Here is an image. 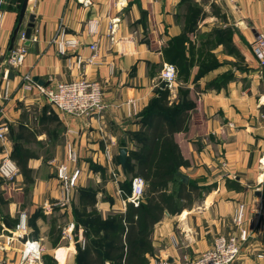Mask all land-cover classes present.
<instances>
[{"label": "crops", "instance_id": "1", "mask_svg": "<svg viewBox=\"0 0 264 264\" xmlns=\"http://www.w3.org/2000/svg\"><path fill=\"white\" fill-rule=\"evenodd\" d=\"M22 2L0 0V127L8 128L6 141L0 143V157H10L14 144L33 156L27 162L34 180L28 190L31 197L28 215L35 217L34 209L41 207L43 216L49 219L47 223L39 215L30 226L31 218H28L22 241H38L44 253L57 264H68L70 260L74 264L81 248L78 239L60 245V239L65 238L58 235L54 239L51 235L53 226L60 227L55 222L60 213L69 216L66 226L74 225L73 205L70 208L53 205L60 191L55 174L51 176L52 169L55 172L64 160L68 129L73 132L78 166L82 169L78 187L86 188L88 182L102 185L103 191L97 193L95 204L101 217L125 211L127 194L122 184L126 174L121 167L117 168L119 172L115 170L118 149L128 151L129 134L139 129L132 106L139 115L154 96L159 71L167 63L164 49L185 31L186 6L190 4L198 9L194 15L195 27L187 33L197 58L198 49H206L210 41L213 45L214 35L220 31L215 27L209 31L201 29L200 22L205 20L203 23L208 24L206 21L214 20L224 25L222 32L233 48L229 53H237L238 59L230 57L225 49L228 47L216 42L215 48L204 50L214 55L215 67L197 76L201 64L193 57L195 63L189 79L179 81L169 92L170 102L177 101L181 89L195 99L194 107L188 112L187 131L176 135V139L190 163L184 169L188 173L183 175L188 181L200 182L196 186L207 188L200 190L201 197L193 199L179 214H166L154 226L149 236L154 257L149 258V264L162 261L176 264L184 256L193 259L207 250L215 238L236 233L232 215L238 204L245 206L243 227L251 233L233 264H264V68L258 66L250 50L256 36L264 38V0H205L202 9L197 0H28L20 22ZM29 16L34 17V23L29 41L24 42L26 57L21 67L13 69L6 62L10 52L21 45L19 35L25 31ZM92 23L96 25L95 35L88 32ZM111 25L114 39L128 42L129 51L124 54H117L115 45L108 41ZM17 26L18 33L10 48ZM60 29L64 30V39L78 42V47L68 49L65 55L58 54L53 41L55 37L58 39ZM200 37L205 40H199ZM92 44L98 47L96 62H84L78 68L76 58L87 59ZM235 61L242 71L232 69L231 80L229 70ZM25 73L48 88L78 79L99 82L109 109L100 117L88 119L61 116L37 91L23 87ZM131 101L133 105L129 104ZM110 143L112 159L105 162L103 150ZM90 161L102 169L112 164L113 169L106 167L105 177L93 175L85 168ZM16 177L18 185L25 186L23 176L19 173ZM5 186L0 178L1 202ZM118 189L123 196L117 198ZM49 205L52 207L46 208ZM17 209L18 204L11 200L7 211L0 208V247H4L0 260L7 264H17L22 250L20 240L9 243L18 224ZM70 250L73 252L69 253ZM58 252L65 255L64 262L57 257Z\"/></svg>", "mask_w": 264, "mask_h": 264}, {"label": "trees", "instance_id": "2", "mask_svg": "<svg viewBox=\"0 0 264 264\" xmlns=\"http://www.w3.org/2000/svg\"><path fill=\"white\" fill-rule=\"evenodd\" d=\"M194 15L195 8L187 4L186 29L173 38L163 52L165 61L175 67L182 82L188 80L192 64L195 63L193 56L186 55L194 51L187 36L195 27ZM218 35L221 36L217 43L229 48L231 42H224L226 34L218 32ZM230 49H233L232 46ZM213 67L215 65L204 67L201 63L198 68L201 72L197 76ZM188 95L187 90L181 89L177 101L170 102L169 90L159 85L138 115V131L129 134L135 149L128 148L123 171L130 178L122 186L128 195L133 177L144 180L145 192L137 207L127 203L123 213H113L103 218L95 208L97 190L91 187L78 190L80 199L77 208L73 207L72 215L74 227L83 230L84 246L79 248L74 264H149V258L154 254L149 238L154 226L166 214H179L191 205L193 199L201 197L200 190H206L198 188L190 180L182 183L178 175L182 167L188 166L175 138L186 131L188 112L194 107ZM32 157L28 150L13 145L10 158L17 165L25 183L30 181L32 171L27 167V162ZM173 185L174 190L171 191ZM74 238H77L76 232Z\"/></svg>", "mask_w": 264, "mask_h": 264}, {"label": "built area", "instance_id": "3", "mask_svg": "<svg viewBox=\"0 0 264 264\" xmlns=\"http://www.w3.org/2000/svg\"><path fill=\"white\" fill-rule=\"evenodd\" d=\"M1 21V17H0ZM1 24V23H0ZM113 25L109 27L108 41L110 44L115 45L117 54H124L128 50V42L125 43L122 40L114 39ZM88 32L90 35L96 34V25L94 23L89 25ZM64 30L60 29V35L58 39H53L56 44L57 52L59 55H65L67 50H74L78 47L77 40L64 39ZM19 41L21 45L19 48H15L10 52L7 59V65L13 69H18L24 62L23 52L26 51L24 47V32L19 35ZM91 55L87 59H83L80 56L76 58V65L79 68L82 63L96 62L97 57V44L89 46ZM252 54L259 67L264 68V38L262 36H256L252 45ZM24 79V80H23ZM24 88H35L50 105V107L61 116H68L72 119H88L100 117L104 111L109 109L104 101L103 88L99 82L89 81L85 79L73 80L70 82H60L55 85L54 88H42L32 82L31 76L23 77ZM177 80V72L173 65L165 63L162 65L158 75V86L162 85L171 92L175 86ZM6 90L4 89V98L6 99ZM130 105L134 103L129 102ZM134 115L138 116V112L134 106H132ZM8 128L6 125L0 127V143L3 145L6 141V134ZM67 141L64 145V160L56 167V180L62 189L61 206L70 205V201L73 197V191L78 186L81 177V168L78 166L79 155L74 143L73 132L68 129ZM112 145V144H111ZM106 161H111V151L105 152ZM17 175V169L11 158L7 155L4 156L0 164V178L9 181ZM145 192V182L141 177H133L131 179L130 193L125 196L126 203L132 204L137 207ZM117 195H123L121 190H117ZM124 201V202H125ZM68 208V207H67ZM245 216V206L240 204L237 206L234 214V223L238 226V234L232 236H219L214 245L207 251L200 254L194 259L187 260L186 264H233L239 257L242 245L247 241L250 231L243 227ZM70 226L69 232L73 228ZM27 220L23 214L19 217L18 224L11 234L9 243L14 240H22L27 232ZM80 233V232H79ZM81 235V234H80ZM80 244L83 248L84 240L80 238ZM21 245L22 250L19 252V260L17 264H42L41 257L43 253V247L38 241L24 240ZM4 247H0V251H3ZM0 264H7L4 260H0ZM162 264H166L163 262Z\"/></svg>", "mask_w": 264, "mask_h": 264}, {"label": "rangeland", "instance_id": "4", "mask_svg": "<svg viewBox=\"0 0 264 264\" xmlns=\"http://www.w3.org/2000/svg\"><path fill=\"white\" fill-rule=\"evenodd\" d=\"M198 2H199V8L200 9H202V6L201 5H204V3H205V0H197ZM197 12H198V9H195V14H197ZM207 20H209V19H207ZM205 20H203L202 22H200V25H202L201 26V29H207L208 31L211 29V28H213V27H215L217 30H220L219 32H222L224 29H223V27H224V25L221 23V22H216L215 23V21L213 20V21H206V22H209L208 24H204L203 22H204ZM0 23H1V21H0ZM196 24V21L194 22V25ZM217 26V27H216ZM220 28V29H219ZM220 36L221 35H216V37L214 38V40H213V45H211V41L209 42V45H208V47L205 49H198V51H199V56H198V58H197V53H195V51H193L192 53H190L189 54V52H187V54L186 55H191V56H193L194 58H195V56H196V59H197V64H203L204 65V67H212L213 65H216V60L214 59L215 57H214V55H212V53H207V52H205L204 50H208L209 49V47L210 46H212V48H215L216 47V45H215V43L217 42V41H219V38H220ZM188 38L190 39V36H188ZM55 39H57L56 37H55ZM205 40V37H200L199 38V40ZM26 41V40H25ZM224 42H228L227 41V39H224ZM224 44H226V43H224ZM229 46L231 47L232 46V44L230 43L229 44ZM230 47L229 48H225L226 49V51H228V53L230 52ZM19 48V47H18ZM211 48V49H212ZM26 49V48H25ZM251 51H252V49H250ZM222 52H223V50H222ZM23 58H24V60H25V57H26V51H24L23 52ZM229 55H230V57H232V58H234L235 60H237L238 59V54L237 53H232V54H230L229 53ZM253 55V54H252ZM24 63V62H23ZM192 66H194V64H192ZM21 67V66H20ZM261 68V67H260ZM232 69H237V71H242V67H240V65H238L237 64V61H235L232 65H231V69L229 70L230 71V77H228L229 79H233V72H232ZM201 71L200 70H197V74H199ZM190 73H191V69H190ZM177 75H178V71H177ZM24 76H26V77H28V76H31L29 73H25L24 75H22V79H23V77ZM190 77V76H189ZM4 79H6V77H4ZM31 79H32V82L34 83V84H36V85H38V86H40V87H42V88H48V87H45V86H43V85H39L36 81H34V79L31 77ZM189 79V78H188ZM228 79V80H229ZM24 80V79H23ZM23 80H22V85H23V87H24V84H23ZM179 81H181L180 79H178V76H177V80H176V83L177 84H179ZM182 82V81H181ZM33 90H35V91H37L35 88H33ZM38 92V91H37ZM38 94H40L39 92H38ZM41 95V94H40ZM42 96V95H41ZM193 98V97H192ZM192 98H190V100L192 101V103L193 104H195V99L193 100ZM45 99V98H44ZM187 131V130H186ZM176 138V137H175ZM176 142H177V144H178V141H177V139H176ZM179 146V145H178ZM112 148H113V144L111 145V143L109 144V148H105V150H103L104 152H103V155L105 156V152H106V150H110L111 151V153H112ZM128 148H129V150H134L135 149V144L132 142V140L130 141L129 140V142H128ZM181 154H183V152L181 153ZM183 158L188 162V166L187 167H182L180 170H179V172L181 173V174H187L188 172L186 171V170H184L185 168H188L189 167V165H190V163H189V161L185 158V155L183 154ZM217 158H218V156H217ZM2 157H0V164H1V161H2ZM91 162V161H90ZM105 162H107L106 160H105ZM13 163H14V161H13ZM15 164V163H14ZM115 166H116V168H115V170L117 171V172H119L118 171V169H120V166L118 165V163H117V160L115 161ZM222 166L224 167L225 165L224 164H222ZM15 167H16V169H17V174H19L18 173V168H17V165L15 164ZM80 167V166H79ZM85 167V166H84ZM106 167H107V169L109 168V167H111L112 169H113V167H112V164H110V165H108V166H105V168H101L99 165H97V164H94V163H90L89 164V162H88V165L85 167V168H87V171L89 170V171H91L92 172V174L94 175L95 173H97V174H99V176H103V177H105V175L107 176V174H106V172H107V170H106ZM84 168V169H85ZM118 168V169H117ZM52 169V168H51ZM183 169V170H182ZM114 172V171H113ZM54 174H55V178H56V169H55V172H54V169H52V173H51V176L53 177L54 176ZM44 175V174H43ZM81 175H82V169H81ZM17 176V175H16ZM14 177L12 180H9V181H5V180H3V179H1V182H4V183H6V186H5V191H4V194H5V197H4V200L1 202V200H0V208L4 211L5 209H6V211H7V207H8V200H11V201H14L15 203H16V205L18 204V209L17 210H19L18 212H17V219L19 220V217L21 216V215H25L26 216V220L28 221V218H31V222H30V226L32 225L31 223H32V221H34V219L36 218V217H38L39 215H41L40 217H44L45 218V216H43V212H42V209H41V207H36L34 210H35V212H34V214H35V217H33V216H29L28 215V211L30 210V204H31V202H30V199H31V197H28V190H29V188H31V186L33 185V174H32V172H31V176H30V181L28 182V183H26L25 184V186H22V185H18L19 183L17 182V177ZM36 176H40V174H38V173H36ZM129 178H130V176L129 175H126L125 176V179H124V185H126V183L128 182V180H129ZM3 180V181H2ZM57 181V180H56ZM25 181H23V183H24ZM90 182H88V187H91L92 189H94V190H97V193L98 192H101V191H103V189L101 188V186L100 185H90L89 184ZM192 183L193 184H195V185H198L199 183H198V181H192ZM21 184V183H20ZM57 185H58V188H59V191H60V196H59V198L55 201V203L53 204L54 206H61V200H62V189H61V186L58 184V182H57ZM79 186V185H78ZM76 187V189H74V191H73V197H72V199H71V201H70V205L68 206V205H66V206H64V207H61V208H70L72 205H73V207L74 208H77V206H78V203H79V189L80 188H83V187ZM116 186V185H115ZM198 188H200V189H202L203 188V186H199ZM207 187H204V189H206ZM18 189H20L19 191H18ZM122 189H123V192L126 194V188L124 187H122ZM170 190L171 191H173L174 190V185L173 186H171L170 187ZM119 196H123L122 194L121 195H117V193H116V197L118 198ZM52 202V201H51ZM50 203V202H49ZM52 204V203H51ZM238 205H240V204H238ZM237 205V206H238ZM52 206H48V207H46V208H48V209H50ZM72 207V208H73ZM237 208V207H236ZM236 210V209H235ZM72 213V212H71ZM234 214H235V212H234ZM47 216V215H46ZM71 216H72V218H73V215L71 214ZM33 217V218H32ZM68 217V218H67ZM57 221H55L56 223H58V225H60V227H59V229H56V227L55 226H53V232L55 233H52V230H51V235L53 236V238L54 239H56L57 237L56 236H58V235H61V238L62 237H64L65 239H63V240H61L60 239V245H68V243H70V242H72V240L74 239V233L76 232V239H78V244H80L79 242H80V238H82V236L80 235V234H83V230L81 229V228H78V229H76L75 227H74V225H72V227L71 228H73L72 229V231H68L69 233H66V231L67 230H70V226H71V224L69 225V226H66V224H67V219H69V216L64 212V213H60L59 215H57ZM16 219V220H17ZM234 215H232V222H233V224H234V226H236L235 225V223H234ZM48 220L49 219H47V218H45V222H47L48 223ZM15 223H17V221L15 222ZM28 223V222H27ZM47 223H46V226H47ZM74 223V222H73ZM54 225V224H53ZM51 226V225H50ZM63 227H64V230H62L63 229ZM32 228V227H31ZM236 228H237V232H238V226H236ZM33 229V228H32ZM76 230V231H75ZM65 232L64 234H63V232ZM80 232V233H79ZM236 232V233H237ZM34 233H36L35 231H34ZM236 233H232L231 235H227V236H232V235H237ZM226 236V237H227ZM218 238V237H217ZM217 238H215L214 240H213V242H212V245L208 248V249H210L213 245H214V242H215V240L217 239ZM30 240V239H29ZM82 240H84V238H82ZM21 242H23L22 240H20ZM31 241H33V240H31ZM50 243H51V245H52V243H53V241L51 242L50 241ZM81 245V244H80ZM22 246V245H21ZM43 247V246H42ZM22 248H23V246H22ZM81 248H82V246H81ZM207 249V250H208ZM207 250H205V251H207ZM205 251H203V252H205ZM73 251L72 250H70L69 251V253H72ZM203 252H201V253H199L196 257H194V258H197L200 254H202ZM153 257H154V254L152 255ZM193 258V259H194ZM184 259H187V260H189V258H187L186 256H184L182 259H180L176 264H186V262H187V260H184ZM41 263L42 264H57V262L52 258V257H50L49 255H47V254H45L44 253V251H43V253H42V257H41ZM72 263V260H70V262L68 263V264H71ZM150 263V262H149ZM162 263H163V261H162ZM162 263H160V264H162ZM166 264H167V262H166Z\"/></svg>", "mask_w": 264, "mask_h": 264}, {"label": "water", "instance_id": "5", "mask_svg": "<svg viewBox=\"0 0 264 264\" xmlns=\"http://www.w3.org/2000/svg\"><path fill=\"white\" fill-rule=\"evenodd\" d=\"M27 3H28V0H23L22 4L20 6V14H19L20 22H21L24 14H25V11L27 8ZM33 23H34V17L29 16L28 24H27L26 29L24 31V39L26 41H29V39H30L31 29L33 28ZM18 29H19V26H17V28L13 32L11 42H10V48H12V46H13V43H14L15 38H16L17 33H18ZM34 81H37V79L34 78ZM126 158H127V149L126 148H119L118 149V163H119L121 169H124V166L126 163ZM178 175L180 176L182 183L186 184L188 182L187 176H185L181 173H178ZM75 247H76V250H78L79 246L76 245Z\"/></svg>", "mask_w": 264, "mask_h": 264}, {"label": "bare ground", "instance_id": "6", "mask_svg": "<svg viewBox=\"0 0 264 264\" xmlns=\"http://www.w3.org/2000/svg\"><path fill=\"white\" fill-rule=\"evenodd\" d=\"M57 257L60 258L63 262H64V259H65V255H61L59 252L57 254Z\"/></svg>", "mask_w": 264, "mask_h": 264}]
</instances>
